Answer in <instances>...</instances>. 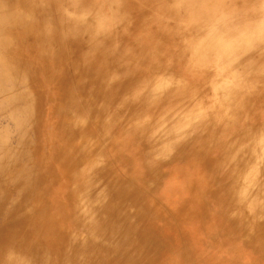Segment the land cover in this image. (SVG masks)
<instances>
[{
    "label": "bare ground",
    "instance_id": "bare-ground-1",
    "mask_svg": "<svg viewBox=\"0 0 264 264\" xmlns=\"http://www.w3.org/2000/svg\"><path fill=\"white\" fill-rule=\"evenodd\" d=\"M48 1L51 2L50 9L59 10V18H63L65 25H73V30L70 35L64 34L62 26L56 33L57 28L46 21L45 27L32 29L31 24L36 21L31 16L24 17L15 11L2 15L6 17L0 18V52L3 53V58L0 57V93L6 101H11L12 109L20 108L29 119V126H39L38 112L42 102L51 103L50 111L59 116L55 123L60 134L57 165L63 170L64 177L59 183L61 199L57 202L67 205V211L65 208L62 211L67 212L66 219L74 225L70 240L75 243L72 245L55 237L48 243L55 249L54 256L63 257L60 264H77L75 256L79 253H76L79 243L89 247V264H150L159 256L156 254L157 260L152 259L153 247L157 248L156 251L168 250L165 253L173 258L169 264H181L182 261V264H194L193 252L196 251H192L188 243L180 244L185 240L181 222L196 224L197 228L193 225L195 234L208 237L207 241H211L209 238L226 239V246L232 241L234 248L239 247L253 260L264 264V223L256 219L260 215L264 217V184L261 186L264 183V148L248 150V153L242 151L237 142L223 139L219 123L202 115L208 111V101L197 102L185 110L193 116L198 114V125L185 118V114V117L179 114L177 117L173 115L172 124L166 121L157 129V126H145L153 121V115L146 111L149 90L145 91L152 80L142 78L137 63L130 64L125 58L134 60L137 55L142 63L148 60L145 56L154 52L145 49L138 52L139 49L129 46L124 50L127 55L124 57L123 54L122 59L114 61L123 38L140 20L143 28L151 22L161 25L165 20L157 28L162 27L161 31L166 33L168 27L181 30L184 24L188 26L191 15L189 19L186 16L185 22L178 18L182 0H154L149 4L150 13H138L135 19L133 3L137 4L136 0ZM32 2L0 0V11L4 13L13 7L28 6V10L35 7L31 13H39L40 9ZM53 5L55 8L51 7ZM66 10L73 11V18ZM172 17L177 18L169 23ZM209 31L221 34L218 29ZM161 35L164 33L157 34L160 42L164 39ZM183 38V43L169 55L178 56L184 49L187 53L191 42L186 36ZM221 38H206L201 47L222 50L226 39ZM31 40L39 46H25L23 56L33 58V62H25L17 58L19 53L13 52L11 45H27ZM220 50L215 52L218 56L228 52ZM226 55L230 56L229 53ZM160 75V71H154L158 81ZM162 83L156 86V90L162 87ZM134 84L138 87L135 88ZM210 86L211 92L205 98L215 103L219 98L223 101L227 89L219 91L215 82ZM17 87L24 91L26 88L25 94L35 98L21 97L24 93L18 94ZM74 87L76 90H72ZM60 91H66L67 96L54 99ZM135 97L139 102L142 98L144 101L133 104L131 101ZM128 103H131L129 107ZM203 125L210 130L199 133ZM110 128L109 135L112 136L101 145L96 136L107 133ZM239 134L243 135L237 136V140L245 141L247 135ZM251 137L254 138V133ZM10 162L8 159V164ZM172 182L178 183L179 196H187L185 204L173 208V212L181 217L180 223L168 210L162 213L152 210L148 201L154 202L155 199L143 198L140 189L146 187V192L157 191L170 187ZM32 186L31 180L26 178L18 184V188L27 190ZM13 211L12 221L0 232V264H21L20 260L27 264H46L35 256L40 246L34 237L28 235L27 211L24 208ZM232 218L251 222L245 233L250 240L231 237L228 226ZM42 225L39 228L48 226L46 223ZM15 227L18 230L11 231ZM155 227L172 238V246L154 237ZM7 247L12 248L13 253L4 257ZM233 257V261L240 258ZM199 259L195 260L199 263ZM160 263L164 264L161 260L156 264Z\"/></svg>",
    "mask_w": 264,
    "mask_h": 264
},
{
    "label": "rangeland",
    "instance_id": "rangeland-1",
    "mask_svg": "<svg viewBox=\"0 0 264 264\" xmlns=\"http://www.w3.org/2000/svg\"><path fill=\"white\" fill-rule=\"evenodd\" d=\"M28 1H33V4H31L40 9L39 13H31V10L35 7L30 10H28V6L20 9L13 7L9 12L3 13L0 11V18L6 17L2 16L6 15V13L15 11L24 17H27L25 15L31 16V19L36 21L31 24L32 29L45 27L47 25L46 22H49V24L57 28L56 33L63 26L62 31L66 32L64 34L70 35V30H73L74 26L64 24L63 18H59V16L61 17L60 11L50 9L51 2H47V0ZM152 1L154 0H149V2L136 0L138 5L135 2L133 3V5L135 4L133 9L134 19L138 13H143V15H145V12L150 13L148 9H150L149 4ZM58 2H62V0H58ZM51 7L55 8L54 5ZM179 7L181 11L178 18L181 22H185L187 20L186 16L189 19L191 15L188 26L184 24L182 29L180 28L181 30H178L175 26L168 27L169 31L166 33L161 31L162 27L159 30L157 28V26H162L165 20L161 25L151 22L149 26L144 28L143 21L140 20V23L132 26L128 35L123 38L124 42L117 49V57L114 59V61L122 59L123 54L125 57L127 52H124V50L129 48V46L139 49L137 50L138 52L144 49L154 52L145 56L146 60H148L142 63H139L137 55L134 60L125 58V61L130 62V64L137 63L136 68L143 75L142 78L152 80L150 87L145 91L149 90L147 93L148 105L146 111L153 115V121L147 122L145 126H157V129L164 125L163 122L168 121V124H172L173 115L177 117L179 114L183 116L185 114V118L188 117L191 123L195 122L198 125V114L194 113L195 116H193V114L185 110L197 102L208 101V111L202 115H207L206 119L209 121L219 123V128L222 130L220 135L223 139L237 142L244 152L253 151L256 148H264V0H182ZM66 11L73 18V11ZM75 14L79 15L80 13L75 12ZM69 15H67L68 18H70ZM192 16L194 17L192 18ZM175 18L177 17H172L169 23ZM211 26L215 30L218 29V32L221 31L222 35L218 34L217 31H209L210 29L214 30ZM111 27L108 26V28ZM215 27L218 28L216 29ZM20 31L22 32L23 29ZM3 32L5 33V31ZM160 32L164 33V35H161L164 37L161 42L157 38L159 37L157 34ZM247 32H249V35H246ZM241 34L245 35L241 37L239 36ZM208 35L210 39H214V36L222 37V40L226 39L225 45L221 47L222 50L219 48L216 50L228 51L226 54L229 53L230 56L228 57L226 54L218 56L215 53L216 50H205L202 48L201 46L205 41L209 40ZM183 36H186L191 42L190 49L187 53L186 49L181 51V54H186L181 55L179 53L181 55H178L179 57L169 55L172 51H175L177 45L183 43ZM203 36H205L204 39H199ZM193 37L194 39H192ZM25 46L37 48L39 45L36 41L31 40L27 45H11V49L13 52L19 53L17 58L25 62H33L31 56H23L22 53L26 48ZM197 52H199L198 55ZM1 55L3 53L0 52V57L3 58ZM229 58H232V61ZM9 64L12 66L11 63ZM155 70L162 73L159 76V81L158 78L154 77ZM160 81L164 83L160 84L162 87L160 89L158 87V90H156V86L161 83ZM214 82L219 91L224 92L227 89L223 93L225 94L223 101L222 98H219L216 103L211 101V99L205 98L211 92L210 83ZM133 86L137 88L138 84ZM16 89L18 94H25L27 91L26 88L25 91L20 87ZM72 90H76V87L72 88ZM23 95L21 97L27 100L32 97L29 93L25 94L26 96ZM59 96L66 97L67 92L60 91L53 98L58 99ZM33 98L35 97L31 99ZM143 101V98L140 99V102ZM131 102L133 104L140 103L137 97L133 98ZM10 103L11 101H6L0 93V232L4 229L5 224L8 226L10 221H12L13 214H15L12 210L24 208L29 216L28 235L34 237L35 242L40 246L35 256L44 260L46 264H60V262H63V257L54 256L55 249L48 246V243L50 244V241L55 237V239L71 244L70 233L74 230V225L70 219H66L68 216L67 212H65L67 211L66 203L63 204L62 202L59 205L57 202L58 199H61L59 183H61V178L64 177L63 170L59 169L57 165L59 161L57 150L60 134L55 128V123L59 116L54 115L50 111L51 103L42 102L38 112V117L41 119L39 126L38 124H30L29 126V119L25 117L20 108L12 109ZM130 104L128 103L127 106L129 107ZM97 124L99 125V123ZM119 124L116 123V125ZM200 128L199 133L210 130L205 125ZM261 130L263 131L261 132ZM110 132H112L111 128L105 134H98L96 137L99 139L96 140L103 145L112 136L109 135ZM239 133L247 135L245 141L240 142L237 140V136L243 135ZM253 133L254 138L251 137ZM77 138L76 141H78ZM88 138L92 142H96L95 139ZM85 139H82V141ZM8 159L11 161L9 164ZM262 167L264 171V165ZM25 178L26 180L30 179L33 184L28 190L18 188V184L24 181ZM262 184L264 183H261V186ZM263 186L262 189H264ZM178 187V183L172 182L170 187H163V189L157 191L146 192L144 191L146 187H140V189L143 193V198L150 196L149 199H155L154 202L148 201L152 210H159L160 213L168 210L170 215L173 213V216H176L180 223V215L177 216L173 212V208H176L177 205L185 204L187 196L184 194L179 196ZM64 208L66 210L62 211ZM256 219L259 223H264V217L261 215L256 217ZM43 223L48 224V226L39 228L44 226L42 225ZM193 225L196 226L192 222H181L180 226L185 240L180 241V244L188 243V247L190 246L192 251H196L193 252L195 259H199L198 256L200 255L201 260L199 259L198 263L194 259V264L196 262L197 264H233L235 260L238 261V264H263L258 260H253L251 256L244 253L239 247L234 248L235 244H232V241L228 245L229 248L226 246V239L218 238L214 240L209 238L211 241H207L208 237L203 238L199 234L196 235ZM229 225L228 229L232 235L231 237L241 236L250 240L245 237V233L250 228L251 222L242 218H232ZM17 230V227L11 229L13 232ZM154 237L161 239L169 246L174 243L172 238H169L166 234L164 235L159 227H155ZM78 246L76 253L77 251L79 253L75 256L77 264H89V247L81 243ZM153 249L154 253L152 254L153 250L151 252L152 259H155L156 254H158L159 261L169 264L172 256L165 253L168 250L163 252L162 249H158L159 252L155 250L157 248L153 247ZM11 253H13V249L7 247L2 256L5 257ZM233 256L235 258L240 257L238 258L240 260L234 259L233 261ZM158 260H151L150 264H156ZM166 260L168 261L167 263H165ZM19 262L27 264L24 260Z\"/></svg>",
    "mask_w": 264,
    "mask_h": 264
}]
</instances>
